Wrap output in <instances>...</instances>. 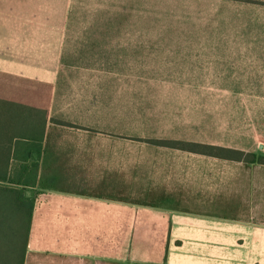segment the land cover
<instances>
[{"label": "rangeland", "instance_id": "374dc122", "mask_svg": "<svg viewBox=\"0 0 264 264\" xmlns=\"http://www.w3.org/2000/svg\"><path fill=\"white\" fill-rule=\"evenodd\" d=\"M65 7L75 48L99 54L91 74L98 97L112 100L105 160L123 162L129 204L145 212L64 217L61 206L72 204L53 195L35 213L25 264H145V252L165 259L169 240L179 246L188 234L169 238L171 222L156 216L163 208L200 218L219 204L213 215L232 223L250 180L264 195V168L165 144L264 154V0H66ZM0 8L8 14L10 0Z\"/></svg>", "mask_w": 264, "mask_h": 264}, {"label": "crops", "instance_id": "0c3cea01", "mask_svg": "<svg viewBox=\"0 0 264 264\" xmlns=\"http://www.w3.org/2000/svg\"><path fill=\"white\" fill-rule=\"evenodd\" d=\"M65 5L66 0H10L8 14L0 8V73L51 89L40 141L32 143L33 155L26 162L37 202L33 227L36 211L53 195H58L59 202L72 204L61 206L64 217L117 218L145 212L129 204L131 184L123 181L129 175L123 173V162L105 160V138L112 134L106 131L104 119L112 100L99 98L98 85L92 82L91 74L98 72V52L75 48L66 33ZM19 166L16 163L13 170L18 172ZM256 184L250 180L235 201L232 223L213 215L211 211L222 210L219 204L200 218L163 208L156 216L171 222L169 238L179 232L188 237L179 246L174 245L176 239L169 240L165 259L155 252L139 256L145 264H264V195L259 187L255 190ZM182 222L185 225L177 228ZM229 232L233 240L227 242ZM176 250L185 251V257Z\"/></svg>", "mask_w": 264, "mask_h": 264}, {"label": "trees", "instance_id": "16d2710c", "mask_svg": "<svg viewBox=\"0 0 264 264\" xmlns=\"http://www.w3.org/2000/svg\"><path fill=\"white\" fill-rule=\"evenodd\" d=\"M50 91L48 85L0 73V264H25L37 204L36 194H28L33 175L27 173L26 162L33 155L32 143L40 141ZM165 144L192 154L264 165V155L196 143ZM16 163L18 172L13 170Z\"/></svg>", "mask_w": 264, "mask_h": 264}]
</instances>
